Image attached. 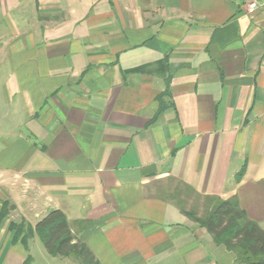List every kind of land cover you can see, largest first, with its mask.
Here are the masks:
<instances>
[{
  "label": "crops",
  "instance_id": "obj_1",
  "mask_svg": "<svg viewBox=\"0 0 264 264\" xmlns=\"http://www.w3.org/2000/svg\"><path fill=\"white\" fill-rule=\"evenodd\" d=\"M247 2L0 0V264H76L10 229L53 210L99 264H234L186 213L234 197L264 230V0Z\"/></svg>",
  "mask_w": 264,
  "mask_h": 264
},
{
  "label": "trees",
  "instance_id": "obj_2",
  "mask_svg": "<svg viewBox=\"0 0 264 264\" xmlns=\"http://www.w3.org/2000/svg\"><path fill=\"white\" fill-rule=\"evenodd\" d=\"M202 216L186 213L199 227L209 233L216 246L223 247L235 256L234 264H264V230L251 222L240 210L236 198L226 201L219 197L205 200ZM65 215L58 210L48 213L33 229L18 224L10 229L26 242L36 236L49 255L73 257L78 264H99L86 244L72 234ZM79 228L85 222H77Z\"/></svg>",
  "mask_w": 264,
  "mask_h": 264
},
{
  "label": "rangeland",
  "instance_id": "obj_3",
  "mask_svg": "<svg viewBox=\"0 0 264 264\" xmlns=\"http://www.w3.org/2000/svg\"><path fill=\"white\" fill-rule=\"evenodd\" d=\"M3 99H0V106L1 107H5V103H4V101H2ZM17 104L19 105L18 107H21L22 106V103L20 102V101H17ZM11 106L13 107V106H15V104H14V102L11 104ZM0 107V108H1ZM187 201V202H186ZM186 201H184V204H185V207H184V209L186 210V211H189V210H195L196 208V206L197 205H194L196 202H198L199 204L198 205H201V200H199V201H197V199L196 198H194L193 196H191V197H189L188 198V200H186ZM205 202V201H204ZM202 206V205H201ZM195 212H196V214L198 215V216H202V212H201V208L199 209V211H198V209H196L195 210ZM37 245V248H39V251H41V252H43L44 254H46L45 256H47V251H45V248H44V246L41 244V242H39L38 240H37V243H36ZM34 254H35V252H34ZM34 257L35 258H38L39 259V256L37 255V253L34 255ZM76 264H78V263H76Z\"/></svg>",
  "mask_w": 264,
  "mask_h": 264
},
{
  "label": "built area",
  "instance_id": "obj_4",
  "mask_svg": "<svg viewBox=\"0 0 264 264\" xmlns=\"http://www.w3.org/2000/svg\"><path fill=\"white\" fill-rule=\"evenodd\" d=\"M257 2L258 0H248V2L246 3L248 10H255L257 8Z\"/></svg>",
  "mask_w": 264,
  "mask_h": 264
}]
</instances>
